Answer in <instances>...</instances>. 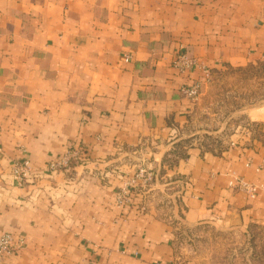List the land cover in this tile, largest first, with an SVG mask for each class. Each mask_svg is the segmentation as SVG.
I'll return each instance as SVG.
<instances>
[{"label": "crops", "instance_id": "1", "mask_svg": "<svg viewBox=\"0 0 264 264\" xmlns=\"http://www.w3.org/2000/svg\"><path fill=\"white\" fill-rule=\"evenodd\" d=\"M258 62L264 0H0V233L25 239L0 264H264V104L220 151L178 143L186 90ZM192 232L218 234L221 256L182 246Z\"/></svg>", "mask_w": 264, "mask_h": 264}, {"label": "rangeland", "instance_id": "2", "mask_svg": "<svg viewBox=\"0 0 264 264\" xmlns=\"http://www.w3.org/2000/svg\"><path fill=\"white\" fill-rule=\"evenodd\" d=\"M187 98L192 108L188 122L179 129L181 153L190 144L220 151L227 145L225 139L234 122L239 120V111L264 104V62L215 69L197 87V94ZM217 239L220 236L215 232H192L188 237L181 236L179 243L188 244L205 260L206 254L211 257L213 251L216 255L218 250V257L221 256L222 246ZM231 253V262L235 263L234 250Z\"/></svg>", "mask_w": 264, "mask_h": 264}, {"label": "built area", "instance_id": "3", "mask_svg": "<svg viewBox=\"0 0 264 264\" xmlns=\"http://www.w3.org/2000/svg\"><path fill=\"white\" fill-rule=\"evenodd\" d=\"M176 66L184 69L193 64V61L190 60L186 55H179ZM186 93L190 97H194L197 94V87L187 89ZM83 158V152L79 148H74L66 152L65 154L59 156L57 159L51 161L49 163V167L52 170H62L69 169L72 167V164L76 161H79ZM32 171L31 163L28 159H20L14 161L12 165V177L17 185H22L28 179L30 173ZM153 178V172L151 169L147 167H141L137 174L134 177L133 182L137 181H148ZM238 188L247 191L252 196H255L258 190L256 185L248 183L243 179H239L234 183ZM128 185L125 188H122L118 193V203L122 204L123 202L128 200ZM25 245V239L21 236H16L13 233L5 232L0 233V259L9 255H13L21 250ZM162 264V263H159Z\"/></svg>", "mask_w": 264, "mask_h": 264}]
</instances>
